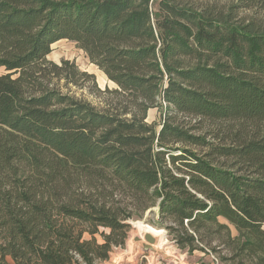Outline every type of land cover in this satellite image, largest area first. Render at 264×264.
<instances>
[{"label": "trees", "instance_id": "16d2710c", "mask_svg": "<svg viewBox=\"0 0 264 264\" xmlns=\"http://www.w3.org/2000/svg\"><path fill=\"white\" fill-rule=\"evenodd\" d=\"M156 1L0 0V264H97L154 208L188 252L264 264V30ZM63 39L117 87L50 60Z\"/></svg>", "mask_w": 264, "mask_h": 264}, {"label": "rangeland", "instance_id": "374dc122", "mask_svg": "<svg viewBox=\"0 0 264 264\" xmlns=\"http://www.w3.org/2000/svg\"><path fill=\"white\" fill-rule=\"evenodd\" d=\"M180 1L183 5H187L189 8L200 9V8H211L215 12L224 11L225 13L232 14V18L237 23H254L256 26H259L264 30V9L258 5L253 3H246L244 0H177ZM153 10L158 11V3L157 1L151 2ZM48 58L54 62L59 63L62 59H69L71 61H75V63L79 66L81 70L88 71L90 73L95 74L96 80L100 88L105 89L108 88H116V84L110 81L101 70L97 68L93 63H91L88 55L81 48L78 47L76 42L71 40H60L53 44V49L51 53L48 55ZM190 62L196 63L198 59H191ZM3 71V69H1ZM72 90L76 95L84 96L89 100L94 102V105L98 108H102V103L104 97H100L94 93H91L90 86L87 85L83 90L72 87ZM161 102L165 105V103L161 100ZM166 111L164 108H152L148 112L147 121L149 123L155 122L157 127L160 128V123L165 117ZM177 120L180 122L191 123L192 125L196 122V118L194 116H188L184 113H179L176 115ZM199 127L202 124L198 125ZM130 223V229L128 231V237L126 239L125 245L123 247H114L111 251L109 258L97 262V264H172L170 262L165 261L162 257H155L152 252H145L142 248L135 243V236H142L141 233H137L133 224L137 222H141L145 225H149L155 229H163L164 230V238L160 239L158 242V249L166 252L169 256L174 255L175 253L180 255L182 254L185 258V261L189 264H206L205 262H201L200 254L211 255L214 259V262L217 264H231V261L225 263L222 261L221 257H228L229 251L222 249L219 252L211 251L207 249L205 252L201 250H195L193 252H188L187 249L181 248L177 245L172 235L168 233V230L165 226L159 225V217L157 215V208H154L153 211H146L142 217H135L133 219L128 220ZM223 222H226L223 220ZM166 224V223H165ZM101 231L108 232L109 230L103 226L99 228ZM95 237L99 243L103 242L102 236L97 233ZM85 239L92 238L91 234L85 232ZM130 243H134V250L131 252L128 259L125 258L124 254L127 253V250L130 246ZM215 245L218 244L216 241ZM196 252V253H195ZM167 255V256H168ZM153 258V259H152ZM157 259V260H156ZM184 261V263H186ZM201 262V263H200ZM246 264H255L252 260H247Z\"/></svg>", "mask_w": 264, "mask_h": 264}, {"label": "water", "instance_id": "95a60500", "mask_svg": "<svg viewBox=\"0 0 264 264\" xmlns=\"http://www.w3.org/2000/svg\"><path fill=\"white\" fill-rule=\"evenodd\" d=\"M148 211L150 212L151 210ZM134 240L136 241L135 243H137L142 248L143 251L152 252L155 255V257L160 256L162 257V259L172 264H183V261L180 259L178 254L175 253L174 255L169 256L167 254V251L164 252L161 249H158L157 245L160 238L155 237L151 232H145L142 234V236H135ZM128 249H129L128 252L124 254L125 258L127 259L132 256L130 254L134 250V243L133 244L130 243ZM154 264H158V263L156 262Z\"/></svg>", "mask_w": 264, "mask_h": 264}, {"label": "bare ground", "instance_id": "6f19581e", "mask_svg": "<svg viewBox=\"0 0 264 264\" xmlns=\"http://www.w3.org/2000/svg\"><path fill=\"white\" fill-rule=\"evenodd\" d=\"M104 74V73H103ZM105 75V74H104ZM135 230L137 233H145V232H151L155 237H159L160 239L164 238V230L163 229H155L149 225H145L141 222H137L133 224ZM129 250V249H128ZM127 250V252H128Z\"/></svg>", "mask_w": 264, "mask_h": 264}, {"label": "crops", "instance_id": "0c3cea01", "mask_svg": "<svg viewBox=\"0 0 264 264\" xmlns=\"http://www.w3.org/2000/svg\"><path fill=\"white\" fill-rule=\"evenodd\" d=\"M1 73H2V71H1V68H0V74ZM203 255L204 254H200L201 262H205L206 264H217V263L214 262V259H213V257L211 255H205V256H203ZM179 257L183 261V264H189V263H187V261H185V258H184V256L182 254H180ZM184 261L186 263H184ZM196 264H198V263H196Z\"/></svg>", "mask_w": 264, "mask_h": 264}]
</instances>
